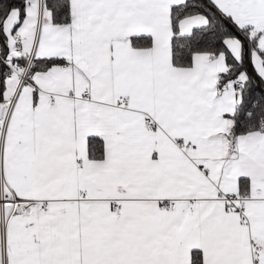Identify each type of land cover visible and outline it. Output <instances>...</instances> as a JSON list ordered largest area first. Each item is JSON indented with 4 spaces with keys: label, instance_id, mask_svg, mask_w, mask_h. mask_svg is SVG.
<instances>
[{
    "label": "snow or ice",
    "instance_id": "6c2138e0",
    "mask_svg": "<svg viewBox=\"0 0 264 264\" xmlns=\"http://www.w3.org/2000/svg\"><path fill=\"white\" fill-rule=\"evenodd\" d=\"M0 264H264V0H0Z\"/></svg>",
    "mask_w": 264,
    "mask_h": 264
}]
</instances>
